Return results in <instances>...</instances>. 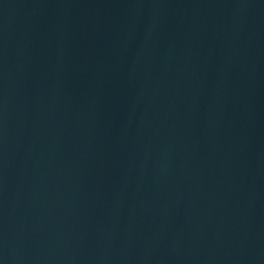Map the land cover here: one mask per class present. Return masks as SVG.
<instances>
[{
    "label": "water",
    "instance_id": "95a60500",
    "mask_svg": "<svg viewBox=\"0 0 264 264\" xmlns=\"http://www.w3.org/2000/svg\"><path fill=\"white\" fill-rule=\"evenodd\" d=\"M264 123V0H0V264Z\"/></svg>",
    "mask_w": 264,
    "mask_h": 264
}]
</instances>
